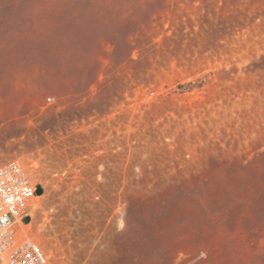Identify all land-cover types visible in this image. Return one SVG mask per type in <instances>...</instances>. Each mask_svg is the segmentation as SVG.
I'll return each mask as SVG.
<instances>
[{
  "label": "rangeland",
  "instance_id": "rangeland-1",
  "mask_svg": "<svg viewBox=\"0 0 264 264\" xmlns=\"http://www.w3.org/2000/svg\"><path fill=\"white\" fill-rule=\"evenodd\" d=\"M13 161L51 264H264V0H0Z\"/></svg>",
  "mask_w": 264,
  "mask_h": 264
},
{
  "label": "built area",
  "instance_id": "built-area-1",
  "mask_svg": "<svg viewBox=\"0 0 264 264\" xmlns=\"http://www.w3.org/2000/svg\"><path fill=\"white\" fill-rule=\"evenodd\" d=\"M33 195V184L21 163L0 167V264H51L37 241L18 233L17 222L21 219L24 224Z\"/></svg>",
  "mask_w": 264,
  "mask_h": 264
},
{
  "label": "bare ground",
  "instance_id": "bare-ground-1",
  "mask_svg": "<svg viewBox=\"0 0 264 264\" xmlns=\"http://www.w3.org/2000/svg\"><path fill=\"white\" fill-rule=\"evenodd\" d=\"M17 228L19 230L18 233L21 237H25V236L31 237L27 234L25 230V225L22 223L21 219H19L17 222Z\"/></svg>",
  "mask_w": 264,
  "mask_h": 264
}]
</instances>
